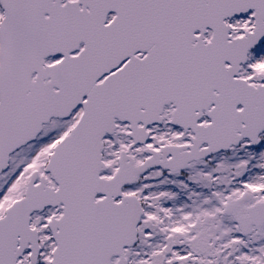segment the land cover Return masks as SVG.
I'll list each match as a JSON object with an SVG mask.
<instances>
[{"label":"snow or ice","instance_id":"1","mask_svg":"<svg viewBox=\"0 0 264 264\" xmlns=\"http://www.w3.org/2000/svg\"><path fill=\"white\" fill-rule=\"evenodd\" d=\"M0 264H264V0H0Z\"/></svg>","mask_w":264,"mask_h":264}]
</instances>
